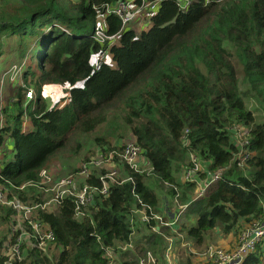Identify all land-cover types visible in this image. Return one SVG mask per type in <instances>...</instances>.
<instances>
[{"label": "trees", "instance_id": "16d2710c", "mask_svg": "<svg viewBox=\"0 0 264 264\" xmlns=\"http://www.w3.org/2000/svg\"><path fill=\"white\" fill-rule=\"evenodd\" d=\"M115 1L0 0V60L2 39L17 38L18 58L28 61L25 88L17 87L15 100L0 112V145L8 137L14 148L13 159L0 170L7 199L29 206L47 201L49 195L39 189L19 188L37 181L74 136L95 134L103 126L108 130L95 137L99 150L93 156H100L94 158L106 156L114 137L129 136L152 168L147 175L120 166L119 172L133 182L111 184L106 197L93 198L83 219H74L68 199L59 207L37 210V219L55 241L44 253L24 244L23 259L10 264H138L134 251L164 244V233L177 239L158 221L137 224L140 219L133 212L143 210L142 204L161 216L160 205L169 208L178 200L187 206L177 233L184 232L198 246L212 231L238 236L263 218L264 121L256 122L245 98L264 112V0H212L208 5L189 0L184 10L176 0H160L149 28L139 36L132 28L121 30L115 15L102 14ZM84 22L91 26L86 35ZM101 27L108 35L119 33L108 50L114 66L91 64L102 50L94 39ZM53 85L69 87L62 106H48L42 95L44 86ZM27 89L35 98L23 109ZM24 115L32 125L28 133L22 130ZM237 127L248 130L242 164L236 158ZM81 149L75 142L73 153ZM191 156L205 165L202 177L220 172L198 199H193L196 185L181 182ZM97 176L94 171L80 181L99 187ZM15 215L11 207L0 205V264L7 260L2 249ZM189 217L195 218L192 226ZM145 227L152 233H145ZM134 233L140 235L134 251L119 249L131 243ZM261 249L242 264H257ZM126 255H131L129 261Z\"/></svg>", "mask_w": 264, "mask_h": 264}, {"label": "built area", "instance_id": "2783aa9c", "mask_svg": "<svg viewBox=\"0 0 264 264\" xmlns=\"http://www.w3.org/2000/svg\"><path fill=\"white\" fill-rule=\"evenodd\" d=\"M204 5H208L212 0H202ZM160 0H116L112 4H107L102 8V14L115 15L121 22V30L126 29L127 25L133 24L136 20L140 22L148 21L149 17L157 11ZM177 5L182 9H186L189 5V0H176ZM119 38V33L108 35L102 28H99L94 33V39L102 48L96 57V64L105 61L108 55L109 48L114 45ZM27 58H24L18 63L11 64L0 75V85L4 83L19 84L18 86L25 88L22 80L23 70L26 66ZM33 90H26V99L33 100L35 98ZM1 110V106H0ZM2 118L0 117V125ZM248 131L245 128L237 127L234 129V140L236 145L240 148L238 157H236L242 164L244 161V146L247 144ZM244 136V137H242ZM245 139V141H242ZM191 167L183 171L181 175V182H191L196 185L193 199L202 197L208 187L219 179L220 172L205 175L200 179L206 171L202 169V164L196 157L190 158ZM240 164V165H241ZM120 166H127L136 173L151 174L150 168L141 156L140 147L134 140L128 141L119 152H112L108 157L91 158L85 164L81 165L78 171L66 177L56 178L49 170L42 169L39 173V179L21 186L23 189L27 186L39 189L44 195H49V199L43 203H38L33 206L25 205L18 200H8L6 197V190L0 185V205L11 207L16 212V219L11 227V233L8 237L9 242L5 245L3 255L7 258L4 264H10L14 261H21L23 259L22 247L24 244L29 247H36L42 253L46 252L47 248L55 241L54 233L40 220L37 219L36 211H44L50 207H59L64 200L68 199L73 204L74 219H83L85 211L92 203L95 196H107L108 189L111 184H123L126 182H133L132 177H125L120 172ZM104 169L102 173L101 170ZM98 175L100 186L88 185L81 183L80 180L88 178L92 172ZM177 197V196H176ZM141 203V201H139ZM178 206L177 213L173 212L172 217L168 221H163L158 214L152 213L147 205H143V210H135L133 213L139 215L140 221L144 224L151 220L158 221L161 226L168 227L173 233H177L176 224L179 221L180 213L186 208L185 205H179L178 200H174ZM264 207V205H263ZM149 211V214L146 211ZM18 228V229H16ZM158 230V227L156 228ZM168 247L165 252L166 264H172L171 246L172 242L169 240ZM133 244L129 243L124 246H119L121 250L132 248ZM125 247V249H124ZM261 247V254L257 264H264V212L262 220L256 222L251 227H246L238 235L236 244L232 247H209L201 255L205 264H242L243 261L257 253L258 248ZM109 257H111L108 252ZM149 255V254H148ZM139 262V261H138ZM147 263V262H146ZM149 263V261H148ZM140 264H143L140 262Z\"/></svg>", "mask_w": 264, "mask_h": 264}, {"label": "rangeland", "instance_id": "374dc122", "mask_svg": "<svg viewBox=\"0 0 264 264\" xmlns=\"http://www.w3.org/2000/svg\"><path fill=\"white\" fill-rule=\"evenodd\" d=\"M101 22H102V17H99L98 26ZM149 26H150L149 21L140 22V20L138 19L133 24L127 25L126 29L132 28V30H134L136 36H139V34L142 31L147 30V28H149ZM90 30H91L90 24L88 22H84L83 23V34L84 35L88 34L90 32ZM2 42L4 44V47H3L4 54L1 58V60H3L4 63H6L8 60H10L8 62V64L4 65V70H6L9 65H11L13 63L14 64L18 63L20 61L18 58V54L15 51V49H17V38H14V39L9 38L6 40V42H5V38H3ZM105 62H107L111 66H114V64L111 61V57L109 55L106 56ZM27 64H28V61L26 63V66H27ZM33 64H35V61L33 62ZM91 64L93 66L96 65L95 55H93L91 58ZM1 66H2V62L0 63V71H1ZM237 77H238V81L240 83L241 89L244 90L246 88V86L242 85V81H241L242 76L240 75V72H238ZM6 86H8L7 92H5ZM78 86L81 87L82 83H79ZM16 88H17V86H14V84L11 85L8 82L3 84V85H0V106L1 107H5V104L7 102L9 95L16 93ZM24 96H25V98L23 99L22 104H21L23 109H25L27 106H29L31 104V102L29 103V100L26 99V93ZM64 100H65V102H67V95L66 94H65ZM58 104H63V101L62 100L59 101ZM245 104H246V107L248 109L253 111V113L255 115L256 122L264 121V112L256 105V103L254 102L253 99L245 98ZM22 121H23V125H22L23 132H25V133L31 132L32 131V125H31L28 117H26L24 115L22 117ZM106 130H108L107 126H103L95 134L93 133L91 135H86V136H82V137L78 136L76 138H74L75 137L74 136L70 140V143L68 144V146L47 163L46 169L49 170L56 178L66 177L70 174L75 173L76 171H78L80 166L85 164L88 160H90V158L100 156L98 154H96V156H93L96 153V151L99 150L98 146L94 143V139H95V137H97V135L104 136V132ZM246 131H248V130H246ZM242 137H244V136H242ZM245 137H246L245 139H247L246 135H245ZM245 139H243L242 141H245ZM132 140L133 139H131L129 136L122 138V139H118V140L116 139V137H114L113 139L110 140V148L106 149V151L104 152V155H106V157H108L112 152L121 151V149L124 147V145L128 141H132ZM75 142H79L82 145V149L79 151V153L74 154L73 149H75ZM13 156H14L13 142L8 137H6L3 140L2 144L0 145V170L2 169L4 164H6L7 162H9L10 160L13 159ZM202 169L205 170L204 164H202ZM200 177H202V175H200ZM153 183L156 186L157 181L153 180ZM160 192H163V191H160ZM160 195H163V194L160 193ZM160 206H161L160 208H162V209L164 207H166L165 205H160ZM166 210L170 211V212H176L177 213L178 206L175 204L174 205L170 204L169 208L163 210V212H162L163 215L167 214ZM185 210H186V208L183 209L182 212L180 213V220L178 222L179 225H181V223L185 221V219L183 217L185 214ZM134 214H137V213H134ZM163 215L162 216L160 215L162 217V220L167 221V219ZM15 217H16V215H15ZM138 218L140 219L139 215H138ZM189 219L191 221V222L189 221L191 223L190 226L194 225L195 218L193 217L191 219V217H189ZM189 219H186V220H189ZM14 220H16V219H14ZM137 224L142 225L143 223L139 220V221H137ZM158 225H159V227H161L162 224L160 225V223L158 222ZM142 226H144V225H142ZM177 228H178V226H176V229ZM3 229L4 228L0 227V234L3 232ZM16 229H18V228H16ZM147 231H148V229L145 227V233L149 234L151 232V231L150 232H147ZM9 234H8L7 240L4 244V248H5V245H7L9 242V239H8ZM163 235L164 236H162V239L165 240L164 244L160 245L157 243L155 245V248H151V247L149 248L148 246H146V247L142 246L144 253H141L139 251L138 252L134 251V244L133 243L140 238V235H138L137 233L136 234L134 233L132 235V238H131V243L133 244V246H132V248H128L126 250L134 251L133 255L136 257L137 261H139L138 264H140V262L143 264H166L165 252H166V249L168 247V244L170 243L169 242V240H170L172 242V246H171L172 248L170 250L171 251L170 260H171L172 264H205L202 260L201 255L209 247L229 248V247H232L233 244H236L237 240H238V236H233L232 234H229L227 236H223L221 234V232L217 230V231H212L211 233H209L206 236L203 244L201 246H198V245H196V243L193 240L187 239L184 232H180V234L178 233V235H176L177 239L174 236L170 235L169 233L168 234L164 233ZM52 249L53 248H51V250ZM124 249H125V247H124ZM2 250H5V249H2ZM50 254H51V251L48 255H50ZM130 258H131V255H126L127 261H129ZM148 261H149V263H148Z\"/></svg>", "mask_w": 264, "mask_h": 264}, {"label": "crops", "instance_id": "0c3cea01", "mask_svg": "<svg viewBox=\"0 0 264 264\" xmlns=\"http://www.w3.org/2000/svg\"><path fill=\"white\" fill-rule=\"evenodd\" d=\"M9 61L10 60H8L6 63H4L3 60H0V63L2 62L0 75L3 72V70H4V65L5 64H8ZM18 85L19 84H14V86L20 87ZM68 89H69L68 86H56V85H53V86H44L43 89H42V95L45 98V100L48 101L47 102L48 103V106H53L54 104H58V102L61 101V100L63 101V104H65V100L64 99H65V94L68 97V92H67ZM7 91H8V86H6V88H5V92H7ZM13 100H15V93L9 95L6 104L9 103V102H12ZM63 104H60V105L62 106ZM1 108H3V107H1ZM0 112H1V110H0ZM0 117L2 118L1 114H0ZM165 209H167V208L166 207H164L163 209L160 208L161 212H163V210H165ZM172 213L173 212L167 211L166 216H168V218L171 219Z\"/></svg>", "mask_w": 264, "mask_h": 264}]
</instances>
